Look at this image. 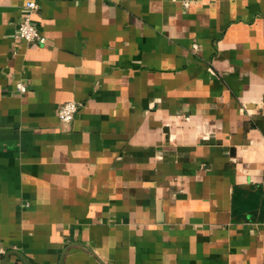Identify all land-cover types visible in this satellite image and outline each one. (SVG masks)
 <instances>
[{
    "label": "crops",
    "instance_id": "0c3cea01",
    "mask_svg": "<svg viewBox=\"0 0 264 264\" xmlns=\"http://www.w3.org/2000/svg\"><path fill=\"white\" fill-rule=\"evenodd\" d=\"M27 1L0 0L1 264H264V0H36L45 43Z\"/></svg>",
    "mask_w": 264,
    "mask_h": 264
},
{
    "label": "built area",
    "instance_id": "2783aa9c",
    "mask_svg": "<svg viewBox=\"0 0 264 264\" xmlns=\"http://www.w3.org/2000/svg\"><path fill=\"white\" fill-rule=\"evenodd\" d=\"M192 0H185L189 5ZM39 4L36 0H28L25 4V12L18 23L17 38L26 43H45L47 37L40 31L33 20L34 12L38 9ZM18 90L25 92L27 87L24 83L18 82ZM80 108V103L75 100H69L61 104L59 108V117L63 121H72ZM5 253L4 248H0V264L2 256Z\"/></svg>",
    "mask_w": 264,
    "mask_h": 264
},
{
    "label": "trees",
    "instance_id": "16d2710c",
    "mask_svg": "<svg viewBox=\"0 0 264 264\" xmlns=\"http://www.w3.org/2000/svg\"><path fill=\"white\" fill-rule=\"evenodd\" d=\"M247 192V190H245ZM240 188L235 191V213L239 214L240 208L238 207V196H240ZM249 196L246 198V209H248L251 215H254L259 209L264 212V207H260V199L264 200V189L262 187L255 188L254 191H250ZM264 206V204H263ZM252 218V217H251Z\"/></svg>",
    "mask_w": 264,
    "mask_h": 264
}]
</instances>
